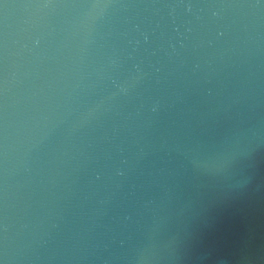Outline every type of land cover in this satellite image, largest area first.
<instances>
[{"label":"water","instance_id":"obj_1","mask_svg":"<svg viewBox=\"0 0 264 264\" xmlns=\"http://www.w3.org/2000/svg\"><path fill=\"white\" fill-rule=\"evenodd\" d=\"M0 264H264V0H0Z\"/></svg>","mask_w":264,"mask_h":264}]
</instances>
